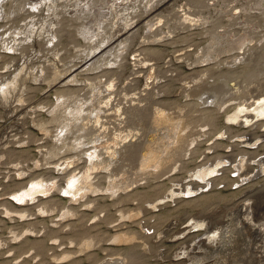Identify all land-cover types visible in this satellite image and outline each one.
Listing matches in <instances>:
<instances>
[{
	"label": "clouds",
	"instance_id": "9594fccd",
	"mask_svg": "<svg viewBox=\"0 0 264 264\" xmlns=\"http://www.w3.org/2000/svg\"><path fill=\"white\" fill-rule=\"evenodd\" d=\"M257 177L264 0H0V264H210Z\"/></svg>",
	"mask_w": 264,
	"mask_h": 264
},
{
	"label": "rangeland",
	"instance_id": "374dc122",
	"mask_svg": "<svg viewBox=\"0 0 264 264\" xmlns=\"http://www.w3.org/2000/svg\"><path fill=\"white\" fill-rule=\"evenodd\" d=\"M263 183L264 181L256 178L249 184V186L238 189L236 191L231 190L230 187H226L223 190H214L213 202L216 208L215 211L207 216L210 222V227H215L227 223L228 221L226 218L229 215L232 216L234 214V209L236 207L235 205L238 202L244 199H250L254 201L253 195L262 192ZM262 203L264 206V200ZM258 213H262V216L258 217L257 221L264 220V207L263 210L259 211ZM231 222L233 225H235V222ZM257 242L258 241L255 239V237L249 234L246 230L236 229L234 238L230 245L214 250L209 249L208 255L210 257H215L214 259L210 260V264H264V251L262 253L263 255H259L258 253V256H256V254L251 251L249 246L252 245V243L255 244ZM164 243L167 244L169 249L174 246V244L170 242ZM203 243L204 242L201 241V244Z\"/></svg>",
	"mask_w": 264,
	"mask_h": 264
},
{
	"label": "bare ground",
	"instance_id": "6f19581e",
	"mask_svg": "<svg viewBox=\"0 0 264 264\" xmlns=\"http://www.w3.org/2000/svg\"><path fill=\"white\" fill-rule=\"evenodd\" d=\"M259 178L260 180L264 181V177H257ZM260 182V181H259ZM249 186V185H248ZM260 192V191H259ZM258 192V193H259ZM254 196V201L251 205V208H252V215H253V219L257 221V218L262 216V213H258L259 211H262L263 210V200H264V183H263V188H262V192L259 193V194H256V195H253ZM245 201L242 200L240 202H238L235 206V209H234V214L232 215V221L236 223V221H239L241 220L242 216L244 215V212L242 210V205H243V202ZM233 213V212H232ZM264 217V216H263ZM263 219V218H262ZM260 221H257V223H259ZM239 230H246L249 234L253 235L255 237V239L258 241L257 243L253 244L252 245H249L250 246V249L251 251L256 254V256H258V253L259 255H263V247H264V232H261L259 229H253L251 227V225L247 224L246 222H244L242 224V227L238 228ZM236 232V231H235ZM235 242V241H234ZM243 243V242H242ZM249 243V241H248ZM247 244V243H246ZM244 245V244H243ZM248 249V248H247ZM263 258V257H261Z\"/></svg>",
	"mask_w": 264,
	"mask_h": 264
}]
</instances>
